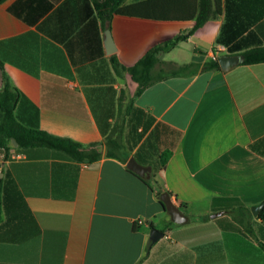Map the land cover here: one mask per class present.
<instances>
[{"label":"crops","instance_id":"1","mask_svg":"<svg viewBox=\"0 0 264 264\" xmlns=\"http://www.w3.org/2000/svg\"><path fill=\"white\" fill-rule=\"evenodd\" d=\"M157 3L162 16L186 6L183 0ZM218 3L219 13L163 55L156 69L193 62L199 71L159 81L136 97L138 84L127 72L116 74L110 57L133 66L194 20L115 13L105 22L92 0L0 3V61L38 108L40 128L90 145L125 121L131 156L154 163L151 174L189 217L151 242V223L162 231L170 217L127 163L105 156V146L90 164L47 148L21 152L20 160L0 152V264H264V219L252 212L264 203V155L252 149L264 138V63L203 69L215 51L217 57L226 52L216 41L227 0ZM246 9L256 14L264 0H251ZM263 24L264 17L251 30ZM106 29L116 46L112 54ZM163 150L170 155L160 167ZM216 197L241 200L252 213L253 233L237 222L241 210H222L219 217L231 225L227 237L211 217ZM206 215L209 220L195 219ZM138 219L146 222L135 228Z\"/></svg>","mask_w":264,"mask_h":264},{"label":"trees","instance_id":"2","mask_svg":"<svg viewBox=\"0 0 264 264\" xmlns=\"http://www.w3.org/2000/svg\"><path fill=\"white\" fill-rule=\"evenodd\" d=\"M5 0H0L3 3ZM95 9L105 22H110L112 15L123 13L128 15H137L151 18L167 19H191L195 25L184 32L176 34L168 39L155 43L138 61L130 67L121 66L115 56L110 57V64L116 74L122 75V72L130 74L131 78L138 84L135 97L143 93L151 85L166 80L170 77L181 75H194L200 69L197 63H185L182 65H173L171 68H161L156 70L157 66L162 64V56L172 51L179 43L187 41L196 31L205 25L207 21L219 13L218 0H189L186 6L178 15H158L156 6L158 0H140L125 6L126 0H92ZM251 0H227L226 20L217 37V44L226 47L224 54H238L243 56V65H255L264 63V40L260 38V32L264 34V24L257 26V30H251L254 23L264 17V9L256 14H251L246 6ZM216 52V51H215ZM103 53V52H102ZM0 68L3 72V87L0 89V152L6 159H10V151L13 149L17 153L25 152L31 148H47L64 154L68 159L80 163H93L100 160L104 153L101 147L105 146V156L118 159L127 163L131 157L128 146L124 141L125 121L117 123L108 132H104L103 140L97 144L84 145L69 138L60 137L51 134L40 128L38 108L31 103L11 82L9 76L4 71L3 62L0 61ZM204 70H220V64L217 59H212L204 63ZM134 104V98L130 101L128 107ZM13 140L17 142L15 147ZM252 149L264 155V138L258 140L252 145ZM170 152L163 150L159 153V165L164 167L168 161ZM136 159L143 165H153L152 161L142 160L138 153ZM139 177L157 196H160L166 189L160 184L154 174L148 179L146 176H140L136 172L128 169ZM170 193V192H169ZM2 200L3 188L0 181V221L2 219ZM232 210L242 211V219L237 222L245 225L249 234L253 233L251 225L252 213L246 208L243 202L231 197H216L212 201V211ZM167 212V211H166ZM170 216V214L167 212ZM264 219V208L257 215ZM226 216L216 218V221L226 232L228 237L231 225L226 222ZM205 221L210 219V215L195 218ZM170 216L166 227L162 229L167 232L172 227L177 226ZM155 226L151 223V227ZM134 227H138L134 223ZM235 228V226H233ZM152 242V241H151Z\"/></svg>","mask_w":264,"mask_h":264},{"label":"water","instance_id":"3","mask_svg":"<svg viewBox=\"0 0 264 264\" xmlns=\"http://www.w3.org/2000/svg\"><path fill=\"white\" fill-rule=\"evenodd\" d=\"M105 47L107 50V54H112L116 51V46L114 44L113 38L109 29L105 30ZM218 62L222 71L228 72L233 69L235 66L243 63V56L238 54H225L218 57ZM13 144L16 147L18 144L15 140H13ZM127 167L136 172L140 176H146L148 179L151 177L152 166L151 165H143L136 159L135 156H131L127 162ZM160 200L164 206V210L167 211L171 219L176 224H184L189 221V217L183 212L181 207L177 205L172 199L171 194L168 191H165L161 194ZM264 208V203L252 208V212L255 216L259 214V212ZM224 214V211L216 212L211 215L212 218L219 217ZM165 232L159 230L155 226L151 229L150 240L154 243L157 242L160 238L164 237Z\"/></svg>","mask_w":264,"mask_h":264},{"label":"built area","instance_id":"4","mask_svg":"<svg viewBox=\"0 0 264 264\" xmlns=\"http://www.w3.org/2000/svg\"><path fill=\"white\" fill-rule=\"evenodd\" d=\"M218 50H226V47L225 46H223V45H219V47H218ZM219 52H214V54L212 55V57H213V59H217L218 57H217V54H218ZM23 158V154H20V153H17L15 150H11L10 151V160H20V159H22ZM146 221H144V220H142V219H138V220H136L135 221V223L139 226L140 224H143V223H145Z\"/></svg>","mask_w":264,"mask_h":264},{"label":"rangeland","instance_id":"5","mask_svg":"<svg viewBox=\"0 0 264 264\" xmlns=\"http://www.w3.org/2000/svg\"><path fill=\"white\" fill-rule=\"evenodd\" d=\"M168 216H169V215H168ZM169 217H170V216H169ZM155 223H156V225H157L159 228L162 226L160 222L158 223V221H156Z\"/></svg>","mask_w":264,"mask_h":264}]
</instances>
